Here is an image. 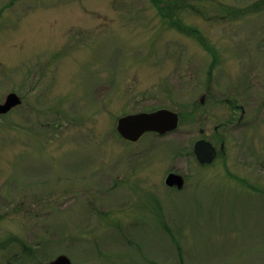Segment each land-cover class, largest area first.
I'll list each match as a JSON object with an SVG mask.
<instances>
[{
  "label": "rangeland",
  "instance_id": "1",
  "mask_svg": "<svg viewBox=\"0 0 264 264\" xmlns=\"http://www.w3.org/2000/svg\"><path fill=\"white\" fill-rule=\"evenodd\" d=\"M187 2L180 21L205 44L151 0H0V102L22 99L0 114V264H264V167L246 166L264 158V109L228 160L192 153L216 122L198 102L209 79L264 76V0ZM160 106L177 129L118 135L119 117ZM169 169L186 176L177 193Z\"/></svg>",
  "mask_w": 264,
  "mask_h": 264
},
{
  "label": "flooded vegetation",
  "instance_id": "2",
  "mask_svg": "<svg viewBox=\"0 0 264 264\" xmlns=\"http://www.w3.org/2000/svg\"><path fill=\"white\" fill-rule=\"evenodd\" d=\"M219 69L220 71H223V69L220 66H219ZM262 71L264 74V65L262 66ZM263 78L261 80L253 79L252 81H249V83L246 84L245 88L240 86V84H236L234 82L235 80L234 81L228 80L226 82L227 85L219 84L221 88L218 87V85H215V83L213 84L212 82H210L212 78L209 79L210 81L208 83H206V85L204 86L205 91L200 95L198 102L199 104H204V102L206 101V98L209 99L210 101L209 110L211 109L212 117L216 120V122L213 123L211 131L205 126L204 127L201 126L198 128V136L193 142L192 153L194 154V144L196 141L206 140L212 144V146L215 149L216 155L214 159L212 160V162L210 163H200L198 161L200 165L213 164L214 162L218 160H222L224 162L228 160L230 156H234V154L232 153L234 148L231 149L228 146V143H229V139L234 135L235 131H239L240 129H243L244 131L241 132L240 135L242 137L247 135L248 137L247 141L249 140L250 142L253 143L251 132L253 130L252 127L257 120H254V119L250 120L248 115L250 112H253L255 115L258 114L256 117L259 118L260 114L262 113L264 109V92L263 93L261 92V91H264V79ZM252 97H255L254 99L255 101L254 102L251 101L252 103H254L253 106L251 107L250 106L251 102H249L247 98L250 99ZM160 108H167V107L160 106L157 108H150L148 110L139 111V112H152ZM203 109L204 107L200 108L197 119L205 120V117L203 116V114H201L203 113ZM174 112H176L178 115V125H179L180 113L178 111H174ZM135 113H138V112H135ZM251 115L253 114L251 113ZM146 132L155 133V134L160 135V133H157L155 131H146ZM141 137L142 136H140V138ZM121 138L125 141H130L123 137ZM136 141H133V142H136ZM246 166L250 169V170H247V172L249 173L248 177H251V174L256 171L255 169L251 170V168L264 167V158L261 155H258L257 159L248 160V163L246 164ZM169 173H175L181 176V180H182L181 186H178L176 183L171 184V185L166 183V178L169 175ZM227 173L230 174L231 177H233L232 173L228 171ZM137 181L139 182V179ZM160 181L161 183L165 184L168 190L174 193L181 191L186 186V176L183 173H180L176 170H171V169L166 170L164 175L160 176ZM244 183H247L248 186L250 184L248 179H246ZM137 184H138L137 185L138 188H140L139 183ZM253 188L256 189L255 187ZM257 190H259L258 191L259 193H264V191H262L263 189L258 188ZM9 241L10 240H8V242H5L3 244V248H6L7 246H9L10 244ZM7 251L10 252V249H8Z\"/></svg>",
  "mask_w": 264,
  "mask_h": 264
},
{
  "label": "water",
  "instance_id": "3",
  "mask_svg": "<svg viewBox=\"0 0 264 264\" xmlns=\"http://www.w3.org/2000/svg\"><path fill=\"white\" fill-rule=\"evenodd\" d=\"M21 102L22 99L16 92L11 91L7 93L3 102H0V114L9 112L12 108L20 105ZM177 126V113L167 108H160L152 112L123 115L117 119L116 129L123 138L136 141L146 131L164 134L176 129ZM194 154L200 163H210L214 159L216 152L209 141L198 140L194 144ZM166 183L169 185L176 183L178 186H181V176L169 173ZM44 264H72V262L66 254L60 253Z\"/></svg>",
  "mask_w": 264,
  "mask_h": 264
},
{
  "label": "trees",
  "instance_id": "4",
  "mask_svg": "<svg viewBox=\"0 0 264 264\" xmlns=\"http://www.w3.org/2000/svg\"><path fill=\"white\" fill-rule=\"evenodd\" d=\"M156 5L159 16L162 21L170 27H176L185 34L192 35L197 38L200 43L205 44L204 37L200 31L194 27H186L180 21V14L186 7L191 8V4L187 0H151ZM28 248V247H27ZM25 254L30 253L29 249L24 246Z\"/></svg>",
  "mask_w": 264,
  "mask_h": 264
}]
</instances>
